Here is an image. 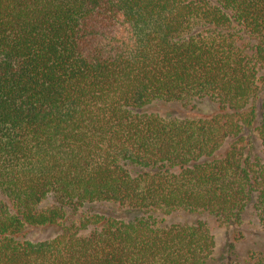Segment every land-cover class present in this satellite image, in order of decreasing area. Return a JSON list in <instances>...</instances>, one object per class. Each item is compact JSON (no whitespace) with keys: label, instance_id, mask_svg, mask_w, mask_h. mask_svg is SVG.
Returning <instances> with one entry per match:
<instances>
[{"label":"trees","instance_id":"obj_1","mask_svg":"<svg viewBox=\"0 0 264 264\" xmlns=\"http://www.w3.org/2000/svg\"><path fill=\"white\" fill-rule=\"evenodd\" d=\"M250 205L264 230V0H0V264H207L166 217Z\"/></svg>","mask_w":264,"mask_h":264},{"label":"rangeland","instance_id":"obj_2","mask_svg":"<svg viewBox=\"0 0 264 264\" xmlns=\"http://www.w3.org/2000/svg\"><path fill=\"white\" fill-rule=\"evenodd\" d=\"M195 104V107L184 108L179 104L159 103L150 107V110L176 117H210L216 112V106L210 101ZM46 204L49 205L50 202ZM89 211L105 216L112 215L118 219L126 218L124 212L113 205H94ZM84 212L86 211H80L78 214ZM73 219H77V216ZM199 221L207 225L216 241V249L207 264H251L249 261L251 253H264V230L252 205L244 212L242 221L238 225L224 226L209 214L176 213L166 217L167 223L195 224ZM56 232L53 228L30 230L27 237L40 241L53 237Z\"/></svg>","mask_w":264,"mask_h":264}]
</instances>
